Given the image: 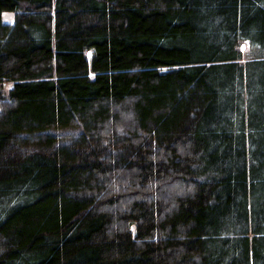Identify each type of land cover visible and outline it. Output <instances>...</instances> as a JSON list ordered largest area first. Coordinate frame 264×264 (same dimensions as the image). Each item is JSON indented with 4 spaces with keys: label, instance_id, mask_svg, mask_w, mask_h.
<instances>
[{
    "label": "trees",
    "instance_id": "16d2710c",
    "mask_svg": "<svg viewBox=\"0 0 264 264\" xmlns=\"http://www.w3.org/2000/svg\"><path fill=\"white\" fill-rule=\"evenodd\" d=\"M9 83L0 264H264V0H0Z\"/></svg>",
    "mask_w": 264,
    "mask_h": 264
},
{
    "label": "rangeland",
    "instance_id": "374dc122",
    "mask_svg": "<svg viewBox=\"0 0 264 264\" xmlns=\"http://www.w3.org/2000/svg\"><path fill=\"white\" fill-rule=\"evenodd\" d=\"M14 19H15V15L14 13L11 12H4L2 13V23L5 25H12L14 23ZM241 50L243 51V53H245L247 51L246 46L245 45H241ZM12 86V84H5L2 86V88H0V92H2L0 94V97L7 96V91L10 89V87ZM79 129H64V130H58V131H47L46 133L53 135L57 140H58V144L60 145H67L69 144L73 139L77 138V136L79 135Z\"/></svg>",
    "mask_w": 264,
    "mask_h": 264
}]
</instances>
